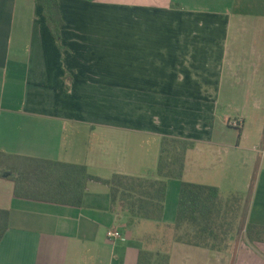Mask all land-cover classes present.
Returning a JSON list of instances; mask_svg holds the SVG:
<instances>
[{"label": "crops", "instance_id": "obj_1", "mask_svg": "<svg viewBox=\"0 0 264 264\" xmlns=\"http://www.w3.org/2000/svg\"><path fill=\"white\" fill-rule=\"evenodd\" d=\"M58 2L60 45L35 0H0V150L83 164L102 179L155 177L161 138L187 139L195 146L181 181L223 192L208 156L250 137L244 120L216 128L219 98L253 84L256 167L223 194H243L244 227L264 226V0ZM177 182L167 180L165 224L176 218ZM0 209L9 212L0 264H137L156 230L112 212L109 188L94 181L73 207L15 198L0 177ZM108 229L121 237L109 240ZM228 241L222 251L174 242L168 264H264V242Z\"/></svg>", "mask_w": 264, "mask_h": 264}, {"label": "trees", "instance_id": "obj_2", "mask_svg": "<svg viewBox=\"0 0 264 264\" xmlns=\"http://www.w3.org/2000/svg\"><path fill=\"white\" fill-rule=\"evenodd\" d=\"M43 9L46 23L58 45L64 22L58 0H35ZM195 143L176 137H162L155 177L113 174L110 179L91 175L83 164L8 154L0 150V177L13 182V196L33 201L80 207L90 181L107 185L112 212L124 211L129 224L139 220L156 222V230L143 238L137 264H168L174 242L222 251L224 241L244 219L242 193L223 195L218 187L181 181L185 157ZM180 180L176 218L162 222L167 180ZM9 212L0 209V240L8 227ZM170 230L171 241L163 246ZM244 238L249 243L264 242V226L246 223Z\"/></svg>", "mask_w": 264, "mask_h": 264}, {"label": "rangeland", "instance_id": "obj_3", "mask_svg": "<svg viewBox=\"0 0 264 264\" xmlns=\"http://www.w3.org/2000/svg\"><path fill=\"white\" fill-rule=\"evenodd\" d=\"M259 96V88L252 84L249 86H238L235 89L234 94L228 96V101L226 102L222 101V96H220L219 98L215 120L216 128L225 127V124L228 120L230 123H236L237 120H244L245 131L250 137L249 139L244 141L239 150L234 148L228 149L227 147H224L218 155L216 154L213 156H208V160L213 163V168L210 172L213 177L210 179V181L214 182V180H216V182L222 184L223 192L225 191V188L229 187L230 184H236L237 186H240V188H242L243 183L245 182V177L247 178L248 174L252 173L254 168L256 167V154L250 150L254 144L258 143L255 140V132L260 125V121L257 118V114L254 109L255 106L259 104V102L257 101ZM262 126L264 127V119H262ZM250 156H252V158H250ZM195 157L198 158L200 157V155L195 154ZM229 157L236 158V161L233 164V168H228V166L226 165ZM205 158L206 157H203L202 159L204 160ZM241 160H243L246 164H243ZM186 178L194 179V176H191V174L188 173ZM179 182L180 181L178 180L177 183ZM223 192L221 193L223 194ZM239 218L234 224V230L228 236L227 240L224 241V249L227 247L229 237L232 238L235 242L238 238L241 240L244 239L245 233L243 227L245 221L244 219L240 220ZM172 235L173 231L170 230L163 246L161 247L162 249L165 250L167 248V244L171 241Z\"/></svg>", "mask_w": 264, "mask_h": 264}, {"label": "built area", "instance_id": "obj_4", "mask_svg": "<svg viewBox=\"0 0 264 264\" xmlns=\"http://www.w3.org/2000/svg\"><path fill=\"white\" fill-rule=\"evenodd\" d=\"M106 235L109 240H116L121 237L120 232L116 229H108Z\"/></svg>", "mask_w": 264, "mask_h": 264}]
</instances>
